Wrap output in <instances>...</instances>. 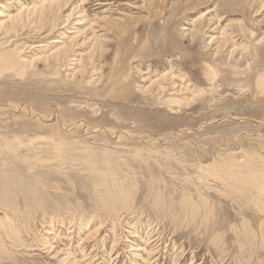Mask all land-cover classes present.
Wrapping results in <instances>:
<instances>
[{"label":"rangeland","instance_id":"obj_1","mask_svg":"<svg viewBox=\"0 0 264 264\" xmlns=\"http://www.w3.org/2000/svg\"><path fill=\"white\" fill-rule=\"evenodd\" d=\"M263 81L264 0H0V264H264Z\"/></svg>","mask_w":264,"mask_h":264},{"label":"bare ground","instance_id":"obj_2","mask_svg":"<svg viewBox=\"0 0 264 264\" xmlns=\"http://www.w3.org/2000/svg\"><path fill=\"white\" fill-rule=\"evenodd\" d=\"M264 82V81H263ZM232 182V181H231ZM216 185V184H215ZM251 185V184H250ZM254 187V186H253ZM223 191V190H222ZM252 195V194H251ZM161 203V202H160ZM256 210V209H255ZM202 215V213H201ZM80 217V216H79ZM179 221V220H178ZM74 225V224H73ZM252 225V224H251ZM203 227V226H202ZM72 228V227H71ZM263 229V228H262ZM181 230V229H180ZM96 241V240H95ZM92 243V242H91ZM156 245V244H155ZM222 246V245H221ZM227 247V246H226ZM224 256V255H223ZM236 257V256H235ZM251 259V258H250ZM254 260V259H253Z\"/></svg>","mask_w":264,"mask_h":264}]
</instances>
